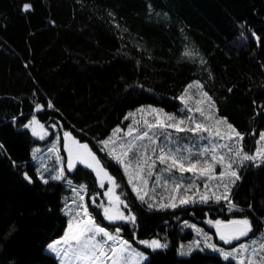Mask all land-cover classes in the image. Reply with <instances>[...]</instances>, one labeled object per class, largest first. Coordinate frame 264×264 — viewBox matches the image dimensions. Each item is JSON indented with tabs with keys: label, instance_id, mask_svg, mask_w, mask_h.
<instances>
[{
	"label": "trees",
	"instance_id": "1",
	"mask_svg": "<svg viewBox=\"0 0 264 264\" xmlns=\"http://www.w3.org/2000/svg\"><path fill=\"white\" fill-rule=\"evenodd\" d=\"M193 81L253 153L264 128V0H0V264H59L45 248L68 226L66 178L96 189L82 166L65 179L39 178L33 117L90 145L116 177L135 217L118 227L147 255L143 264H238L209 250L181 256L180 243L194 237L184 222L235 216L250 221L249 238L264 233V161L237 162L228 199L161 207L140 199L102 154V141L131 110L179 112ZM189 94L191 103L201 98L196 87ZM151 240L162 246L141 243Z\"/></svg>",
	"mask_w": 264,
	"mask_h": 264
},
{
	"label": "rangeland",
	"instance_id": "2",
	"mask_svg": "<svg viewBox=\"0 0 264 264\" xmlns=\"http://www.w3.org/2000/svg\"><path fill=\"white\" fill-rule=\"evenodd\" d=\"M188 52L193 53L192 50H189ZM201 98H199L200 100ZM149 106L151 108H155L158 110H162L160 113V119L164 122L166 121L164 114L174 115L177 119H182L185 121L181 127L187 129L189 127H195V124H192L188 121V116H193L195 118V121L197 123H204L209 126L213 127V131L216 130V126L214 125V120H204L203 117L200 115H195L196 113L194 111L190 112L188 109L192 108L194 109L197 107V104L194 102L191 103L188 101V107H185V103L183 102L182 108L179 110V112H170L166 109L155 106V105H143L140 106L134 110H131L129 113H134V118L139 121V124L137 127L140 128V131H144V120H147L148 123L155 124L156 123V114H151L148 109ZM203 109L205 111L206 115L211 114L210 110L207 106V104L202 105ZM145 109V112L140 113L137 112V109ZM215 111V110H213ZM128 113V114H129ZM198 113V112H197ZM216 115L214 119L219 118H225L224 116L218 114L215 111ZM128 114L126 115L127 121L124 122V125H119L115 129L119 128L122 131L117 134V136L113 137V130L110 137H113L114 143H110L107 145V147L103 144L102 154L107 159H111L114 162H117L123 169L124 174L126 178L128 179V183L130 186L134 189L139 190V196L143 195L145 197H150L149 203L151 204H159V205H170L171 203H175L176 205H180V199H187L189 200V204L193 202H206L210 199H216L217 196H223L227 195L229 198L230 192H231V185L234 177H231L230 175H226L223 178L219 177V173L221 171H236L238 172V166L237 162H241L242 156L236 155V149L240 146L235 143V141H229L227 139H220L218 137H209V134L207 132H197L193 133L190 131H182L177 132L175 129L169 128V129H160V128H154L151 130L150 135H153L154 143L145 138L143 140H136L135 144L136 147L133 149L132 153H129L127 157H123L125 163L119 162L116 158H114L113 155H110V151L112 149H115L116 155H119L122 151L121 145L127 146L128 142L133 140L134 137L137 135V133H133L132 136H127L125 133L127 132L128 126L132 124L133 117H129ZM228 120V119H227ZM231 123L230 121H228ZM232 124V123H231ZM233 125V124H232ZM52 127H44L43 130L38 127L36 129V133L34 134L35 137L40 142L38 145L35 146L33 157L36 162V171L41 179V176H43L44 179H41L43 181L47 180H56L51 179L50 177H54L58 175L61 172V169L63 170V176L62 179L66 177L67 171L72 172L75 167L80 163L79 161H73L74 167L69 168V162L70 157L68 155L67 150L64 146V139L63 134L57 130L53 125ZM234 126V125H233ZM235 127V126H234ZM220 131L222 134H228L230 130L227 129L226 125H219ZM238 131V129H236ZM239 132V131H238ZM261 132H264V128L257 134L254 135L255 137V147L253 153H255L256 149L258 147H264V143L258 144L257 141L259 140L260 136L259 134ZM170 134V140L171 141H179L178 144H176V147L181 148L183 154L185 156H191L193 160L195 159H208L211 162V152H205L203 156H200L199 153L205 148H211L212 144L215 143L217 145L221 144H228L229 147L233 149L232 152H228L227 148H221L217 147L216 149V155L224 156V162L223 164H216L215 170L213 172V178L209 179L205 176H199L194 175L190 172H185L181 174L178 170L173 169L171 172H164L163 169L166 165L160 164L159 161L156 162V164L151 168V175H149V167L148 164L144 163L146 158H151L149 160V163L151 160L156 159V155H158V150L161 146H164L166 151L168 147H171V144H166L165 137L169 136ZM43 136V138H41ZM203 137L204 139H201ZM244 137V136H243ZM108 140V139H107ZM242 146L245 153L246 150L244 148V138L242 140ZM88 147L91 149V151L96 155L93 148L88 145ZM54 149V150H52ZM154 149L156 151H154ZM190 150V151H188ZM250 153L249 155L253 154ZM59 157V159H57ZM100 160V159H98ZM140 162L142 165V169L139 171V175H137V162ZM256 162L264 161L260 158L255 160ZM101 165L105 167L109 175L113 176L110 172L107 165L100 160ZM231 164V169H227V165ZM130 165V167H128ZM127 168V170H126ZM95 178H96V189L89 190V187L84 184H76L74 182H71V179L69 177L66 178L68 182V191L64 195L63 198V211L68 216V222L72 217L76 214V212L79 210L80 205L87 206L89 212L92 214L93 218L95 219L96 223H98L100 226L106 228L109 232L113 233V235H116L115 230L118 228L120 229L118 239L117 241H109L108 246H113L114 244H118L120 240L128 241V246L131 250L134 251V253H141L143 258L135 257L133 258V261L131 264H143L144 261L147 259V255H145L141 250H139L132 241H130L128 238L122 235L121 228L118 227L120 223H131L132 219H123V220H114L109 221L104 216V208H109L110 212L115 214L117 212H122L125 217H132L124 208L123 202H122V196L119 192V184L117 183V179L115 176L117 187L114 188L113 192L111 193V199L108 195H105V193L108 192V189L112 187V185L107 181L104 180L103 184L104 186L101 187V177L97 176L96 171H93ZM160 176V180L157 181L156 177ZM130 178H132V182L130 183ZM147 178H150L151 183L149 184L144 183V181H147ZM179 183L180 188L175 189V184ZM149 184V185H148ZM84 186L81 188V186ZM207 185V187H205ZM224 185H228V191H225ZM148 187L150 188L151 193L148 192ZM137 192V190H134ZM138 193V192H137ZM207 195V200H202L201 197ZM116 197H119V200H116ZM172 197H176V199H172ZM217 200V199H216ZM223 200V199H219ZM95 201V203H93ZM230 208L229 211H232L236 207L234 205H229ZM93 208H99L102 215L103 220H99L97 214L95 211L92 210ZM235 219H241L242 218H235V216L229 217L228 220H235ZM221 222H224L225 220L217 219ZM216 219H211L210 217H207L205 219V224H201L199 222V219L197 221H194L192 219H188V221L184 222V226L188 229H191L194 231V237L187 240L182 241L180 243L179 253L181 256H188L194 251H213L216 253H219L223 258L224 256L221 254V252L218 249H223L225 252H231L234 248L239 250V246L241 244H244L247 246V251L240 252L238 255H234L229 257V259L235 260L237 263L240 259L245 260V264H247V260L250 258L253 261V264H264L262 262L261 258L264 257V251L260 249V241L264 239V233H260L258 235L252 236L249 238L246 237L245 240L241 241L238 244H235L234 246H231L232 242L226 243L224 240L220 239V233L217 231V226L215 223H208V221H217ZM68 227V226H67ZM67 229V228H66ZM211 229H213L211 231ZM199 230V231H198ZM66 231V230H65ZM63 235L54 238L45 248L46 252L52 254L56 259L58 260L59 264H82V262H77L74 259L71 258V254L69 256H64L63 251H60L59 254L56 252H53L51 249H49V245L52 244L54 241H58L63 237ZM216 237V239H215ZM97 239H100V237H97ZM252 241H257L256 244H253ZM215 245L216 248H210L208 245ZM58 249H64L66 246L61 244L57 246ZM253 248H255V254H253ZM105 251H108V248H105ZM225 259V258H224ZM110 264V261L108 262Z\"/></svg>",
	"mask_w": 264,
	"mask_h": 264
},
{
	"label": "snow or ice",
	"instance_id": "3",
	"mask_svg": "<svg viewBox=\"0 0 264 264\" xmlns=\"http://www.w3.org/2000/svg\"><path fill=\"white\" fill-rule=\"evenodd\" d=\"M31 5L25 4L23 6V9L25 11L29 10ZM183 55L185 56H191V52H185ZM203 63V61H202ZM193 87H196L199 92L201 99L196 101L197 107L194 109L189 108L188 110L190 112H198L200 113V116L204 118V120H214V125L216 126V130L213 131V127L209 126L204 123H197L195 121V118L193 116H188L187 119L190 123L195 124V127H189L187 129L181 127L185 123L182 119H177L174 115L164 114L166 121L164 122L160 119V113L162 110H158L155 108H151L149 106L148 111L151 114H156V123L151 124L148 123L147 120H144L143 124L145 127L144 131H140V128L137 127L139 124V121H137L134 118V113H129V117H133V122L128 126L127 132L125 135L132 136L133 133H137V135L134 137L133 140L129 141L127 146L121 145L122 151L119 155H116L115 149H112L110 151V155H113L114 158H116L119 162L125 163L123 157H127L129 153L133 152V149L136 147L135 141L136 140H143L145 138L151 140L153 143L155 142L153 140V136L150 135V132L154 128H160V129H175L177 132L182 131H190L193 133L197 132H207L209 134V137H218L220 139H227L229 141H235L236 144L240 145L236 149V155L242 156L241 163L243 161H255L258 158L264 160V147H258L255 151V153L249 155L248 153H245L242 146V140H243V134L238 132L236 128L228 122L227 118H219L214 119L216 113L213 111L215 109V104L212 101V97L208 95L207 92L202 90V85L199 81H193L191 84H189L185 89L183 95L180 97L182 101L185 103V107H188V101L192 99L191 95L189 94L190 89ZM231 91V89H229ZM204 104H207L210 113L209 115L205 114V111L203 109ZM42 106L37 105V109L39 110ZM48 107H54L51 101L48 102ZM137 112L143 113L145 112V109H137ZM128 117H126L127 119ZM31 123H37L38 121L35 120V117H33V121ZM226 125L227 129L230 130L228 134H222L219 128V125ZM29 125V126H30ZM39 127L43 130V125H39ZM122 130L117 128L113 131V137L117 136L118 133H120ZM33 134L36 133L35 128L33 129ZM260 138L257 141L258 144L264 143V132H261L259 134ZM113 137H109L108 140L102 141V143L107 147L110 143H114ZM43 138V136H41ZM64 139H65V149L68 152V155L70 157L69 162V168L74 167L73 161H79L81 163H85L89 168H93L96 171L97 176L101 177V187L104 186L103 181L107 180L112 187L108 189V192L105 193V195H108L111 199V193L113 192L114 188L118 185L116 184L115 178L107 172L104 166L101 165L100 160L97 159L96 155L91 151V149L88 147L86 143H80L75 137L71 135L69 132L64 133ZM201 139H204L201 137ZM166 144H171V147H168L167 151L164 146H161L158 150V155H156L155 160H151L149 163V160L151 158H146L144 163L148 164L149 167V175H151V168L156 164L157 161H159L160 164L166 165L163 169L164 172H171L173 169L178 170L181 174L185 172L193 173L194 175L199 176H205L209 179L213 178V172L215 170L216 164H223L224 162V156H217L216 149L217 147L221 148H227L228 152H232L233 149L229 147L228 144H221L217 145L215 143L212 144L211 148L205 147L200 153V156H203L205 152H211V162L208 159H195L193 160L191 156H185L181 150V148L176 147L175 145L179 143V141H171L170 140V134L169 136L165 137ZM54 150V149H52ZM154 151H156L154 149ZM190 151V150H188ZM59 159V157H57ZM130 167V165H128ZM137 175H139V171L142 169V165L140 164L139 160L137 162ZM227 169H231V164H228ZM127 170V168H126ZM226 175H230L231 177H234L232 183H235L236 179H239L238 173L236 171H221L219 173V177L223 178ZM63 176V170L61 169V172L54 176L50 177L51 179H62ZM25 178L29 180V182L32 181V178L29 177L27 174H25ZM41 179H44L43 176H41ZM157 181L160 180V176L156 177ZM45 183L47 180L44 181ZM132 182V178H130V183ZM144 183H147V181H144ZM84 186L82 185L81 188ZM207 187V185H205ZM225 191H228V185H224ZM180 184H175V189H179ZM137 190L139 194V190ZM140 199H144L143 195H140ZM172 199H176V197H172ZM202 200H207V195L201 197ZM217 200L219 199H228L227 195L223 196H217ZM116 200H119V197H116ZM189 200L187 199H180V203H188ZM95 203V201H93ZM165 206H171L176 207L177 205L175 203H171L170 205H161V207ZM104 216L109 221L114 220H123V219H132L134 220L135 217H125L122 212H117L115 214L110 212L109 208H104ZM208 223L212 224L215 223L217 226V231L220 233V239L224 240L226 243L230 242L231 240L239 239L242 236H247L249 232L252 231L251 223L248 219H242V220H230L228 221L227 225H224V230L221 229L222 222L217 220L215 222L208 221ZM199 231V230H198ZM116 235H113V233L109 232L106 228L100 226L98 223H96L95 219L93 218L92 214L89 212L87 206L80 205L79 210L76 212V214L72 217V219L68 222V227L64 233V236L61 237L60 240L54 241L52 244H50L48 247L53 252H56L57 254L60 253V251H63L64 256H69L71 254V258L74 259L77 262H82V264H108L110 261V264H131L133 261L134 256L135 257H142L141 253H134L133 250H131L128 246V241L120 240L118 244H114L113 246H108L109 241H117L118 235L120 232V229L115 230ZM97 237H100V239H97ZM141 243L146 244L148 246L157 248L161 247L162 245L158 240H151V241H141ZM253 244H256L257 241H252ZM260 249L264 251V239H262L260 242ZM65 245L66 247L64 249H58V245ZM108 248V251H105V248ZM208 247L215 249V245H208ZM221 254L224 256V258L227 260L229 257L238 255L240 252L247 251V246L244 244H241L238 249H233L231 252H225L223 249H218ZM255 248H253V254H255ZM262 262H264V257L261 258ZM63 264V261H62ZM238 264H245L244 259H240L238 261ZM247 264H253V261L249 258L247 260Z\"/></svg>",
	"mask_w": 264,
	"mask_h": 264
},
{
	"label": "water",
	"instance_id": "4",
	"mask_svg": "<svg viewBox=\"0 0 264 264\" xmlns=\"http://www.w3.org/2000/svg\"><path fill=\"white\" fill-rule=\"evenodd\" d=\"M39 127V125H37L36 123H32V130L35 128V130ZM63 139H64V134H63ZM64 145H65V139H64ZM98 159V158H97ZM235 220H241V219H235ZM230 221V220H228ZM228 221H224L222 222V225H221V229L224 230L223 226L224 225H227ZM247 236H242L240 237L239 239H235V240H231L230 242H232V245H235V244H238L240 243L241 241H243Z\"/></svg>",
	"mask_w": 264,
	"mask_h": 264
},
{
	"label": "flooded vegetation",
	"instance_id": "5",
	"mask_svg": "<svg viewBox=\"0 0 264 264\" xmlns=\"http://www.w3.org/2000/svg\"><path fill=\"white\" fill-rule=\"evenodd\" d=\"M96 157L98 158V156L96 155ZM99 159V158H98ZM77 166H82V167H84L85 169H88V170H90V171H94V169L93 168H89L85 163H79ZM231 245H232V243H231Z\"/></svg>",
	"mask_w": 264,
	"mask_h": 264
}]
</instances>
